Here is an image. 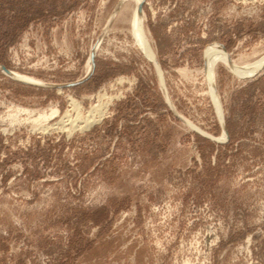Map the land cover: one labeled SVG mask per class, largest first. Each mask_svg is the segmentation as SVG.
<instances>
[{
  "label": "rangeland",
  "instance_id": "rangeland-1",
  "mask_svg": "<svg viewBox=\"0 0 264 264\" xmlns=\"http://www.w3.org/2000/svg\"><path fill=\"white\" fill-rule=\"evenodd\" d=\"M119 1L0 0V264H264V0Z\"/></svg>",
  "mask_w": 264,
  "mask_h": 264
},
{
  "label": "bare ground",
  "instance_id": "bare-ground-1",
  "mask_svg": "<svg viewBox=\"0 0 264 264\" xmlns=\"http://www.w3.org/2000/svg\"><path fill=\"white\" fill-rule=\"evenodd\" d=\"M123 1H125V0H120L119 1L117 8L120 7V5H121V3ZM130 1H132L134 3V8L132 10L131 21H130V25H131L130 30L132 32L131 34L133 35V38H134L136 44L138 45V47L140 46V48L142 49V50L139 49V50L142 51V54L144 53L156 65V68H157V72H158L160 81L162 82V77H161L160 69H159V67L157 65V62H156V60L154 58V54L152 52V49H151L150 45L148 44L147 38L145 36V31H144V26H143L144 15H143L142 11H139L138 10V5H139V3L142 0H130ZM96 49H97V47H95L93 49V54H96ZM228 57L229 56L227 55V53L224 50L222 51L221 49H217V48L216 49L214 48L213 50L208 51V53L206 55V58H207V63H206L207 64V73H206L207 75L206 76H207V78H208L207 80H208V82H209V84L211 86V89H210L211 90V97L213 99L214 106L216 108H219V103H218V100H217V96L215 94V91L213 89V74H214L213 69H214L215 63L217 61H220L225 66H228L230 70H232L233 72L236 73L237 77H239V76H248V75H251V74L255 73L259 69L260 64H261V60H258L256 62L250 63V64H248L246 66H237V65L234 66L232 64L233 61H231ZM205 62H206V60H205ZM91 69H92V62H91V60L89 58L87 60V63H86V72H85V75L88 74L91 71ZM13 73L14 72L9 71V73L7 74V76H9L10 78L16 79V77H14V74ZM17 77L23 83L39 84V85L42 84V83H35L34 81H31L32 79L30 80V78L27 79V78L21 77L19 75ZM71 105H72L71 106L72 109H74V110H77L78 109L77 103L76 102H73V100H71ZM105 109H106V104H98V105H95L92 108H90L88 110L87 114L85 115V117L82 119L81 122L83 123V125H81V126H83L84 128L85 127L87 128V127L91 126L95 121H97L98 119L101 118V116H102V114H103V112H104ZM78 116L79 115L77 114V118H78ZM65 117H68V116L65 115L63 117L64 119L62 117H61V119L65 120ZM77 118H76V120H79ZM61 119L60 120L58 119V120L60 121L61 125H63L62 122H61ZM219 119H220V122H222V116L221 115H219ZM71 121H73V120H71ZM69 126L72 127V125H69ZM74 130H75V128H74ZM200 133H201V135H204L205 137L213 138V137L207 135L204 132H201L200 131ZM225 137H226L225 134H222L221 139H224Z\"/></svg>",
  "mask_w": 264,
  "mask_h": 264
},
{
  "label": "water",
  "instance_id": "water-1",
  "mask_svg": "<svg viewBox=\"0 0 264 264\" xmlns=\"http://www.w3.org/2000/svg\"><path fill=\"white\" fill-rule=\"evenodd\" d=\"M143 1H144V0H142V1L139 3V5H138V10H139V11H141ZM223 49H224V48H223ZM89 58H90V60H91V62H92V69H91V71L88 73V75L91 74V72H92V70H93V68H94V54H93V52L90 53ZM263 67H264V66H263ZM263 67H262V68H263ZM262 68H261V69H262ZM0 70H1L4 74H6V75L9 73V70L6 69V68H5L4 66H2V65H0ZM87 77H88V76H85V78H83L82 80H80V81H78V82H74V83L68 84V86H75V85H78V84L82 83L83 81H85V79H87ZM171 111L173 112V114H174L177 118L182 119L180 116H178V115L175 113V111H174L173 109H171ZM221 128H222V130H223L225 136L227 137V132H226V130H225L224 122H223V124L221 125ZM207 138L210 139L211 141H214V142H219V141H220V139H219V138H216V137H213V138H209V137H207Z\"/></svg>",
  "mask_w": 264,
  "mask_h": 264
}]
</instances>
